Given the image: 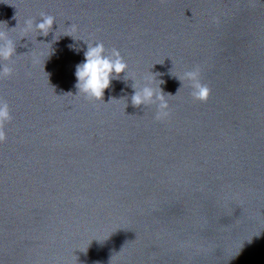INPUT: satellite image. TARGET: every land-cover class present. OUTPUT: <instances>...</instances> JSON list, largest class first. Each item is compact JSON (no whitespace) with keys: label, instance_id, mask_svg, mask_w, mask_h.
<instances>
[{"label":"clouds","instance_id":"obj_1","mask_svg":"<svg viewBox=\"0 0 264 264\" xmlns=\"http://www.w3.org/2000/svg\"><path fill=\"white\" fill-rule=\"evenodd\" d=\"M26 23L31 26L32 21L27 20ZM54 24V17L46 15L42 22L36 27L41 31V34L47 35ZM0 39H3V34H0ZM14 54V48L9 44L0 46V59L8 60ZM127 63L121 56L119 50H113V58L104 55L102 44L90 47L85 53V62L78 65L76 69L77 84L76 87L95 99H101L105 89L110 86L113 78H118L121 73L127 71ZM11 69L4 67L2 73L4 76L11 75ZM115 74V76L113 75ZM199 70H194L187 73L188 79L193 81V98L201 102H206L210 94V89L201 83L199 79ZM171 95V94H170ZM154 93L151 88H145L143 94L135 93L132 96V103L139 107L145 102L151 101ZM158 99L161 100L160 111L156 119L165 120L170 116L166 111L167 103L164 101L163 94ZM12 119L9 105L6 101H0V142H5L7 137L5 133V125Z\"/></svg>","mask_w":264,"mask_h":264}]
</instances>
